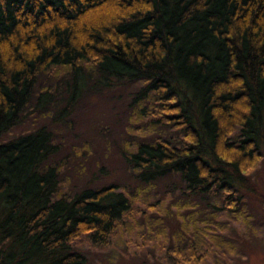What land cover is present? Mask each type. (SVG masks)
I'll return each instance as SVG.
<instances>
[{"label":"trees","instance_id":"16d2710c","mask_svg":"<svg viewBox=\"0 0 264 264\" xmlns=\"http://www.w3.org/2000/svg\"><path fill=\"white\" fill-rule=\"evenodd\" d=\"M52 67L60 71L43 76ZM69 76L94 91L128 89L119 139L109 121L97 131L110 150L84 142L118 159L134 193L130 182L80 180L59 193L54 130L73 129L83 88L75 85L58 116L57 77ZM32 116L43 123L12 133ZM85 158L69 159L80 164L74 177L95 168ZM263 164L264 0H0V264H85L74 241L106 248L119 232L145 229L142 241L161 254L147 261L222 264L217 242L239 252L224 229H255L242 186L255 188L250 177ZM164 200L178 206L165 212L178 222L174 235L152 214ZM208 239L212 250L202 248Z\"/></svg>","mask_w":264,"mask_h":264},{"label":"rangeland","instance_id":"374dc122","mask_svg":"<svg viewBox=\"0 0 264 264\" xmlns=\"http://www.w3.org/2000/svg\"><path fill=\"white\" fill-rule=\"evenodd\" d=\"M57 70L60 71L59 68L50 69L45 74H43V76L45 75L48 78H52L51 73L54 74V72ZM57 78L62 79V85L59 90L60 94L55 97V100L58 102L55 112L58 116L61 113V110L63 109L67 98L71 96L73 92H75V85L77 84L80 87H83L79 90L77 95V98H79L76 101L78 103L77 107L74 108L73 112H71L70 114L74 119L73 129L70 130L71 125L68 129L67 124L65 123L62 124L63 130L65 132H62L60 129L54 130V133L57 136V140L63 146L62 151L55 157V160H57L58 162H64L63 164L56 165V167L59 168L61 176L58 188L59 193H69L71 191L70 189L73 188L74 185L77 186L79 184V180L83 188H95L105 185L106 183L109 184V182L126 185L130 182L129 185H127V189L134 193L133 188L135 187V184L130 181V177L132 176L125 168L123 169L120 166L119 167L121 169L116 168V161L118 159H115L111 163L106 158L107 155L105 153L103 154L98 150H93L91 146L84 142L87 140L90 144H92L95 140H97V143L100 146L106 147L107 150H110L108 139L105 136L104 131H101L99 134L97 133V131L100 126L105 125V123L109 121L112 140L119 139L122 129H119L117 131L115 130L116 119H119L123 116L126 104V98L124 94H126L125 91H127L128 89L117 87L115 89L104 88L98 91H94L87 81H85V83L84 81H79L78 83H76L77 78L71 76ZM32 118L33 116L29 118L27 124L17 126L12 133L15 135L23 131L27 132L29 130H33L36 125L43 123V121H41L40 119H38V121H33ZM78 141H80V144H78L77 146H80L82 151L80 149L79 153L78 150L73 149V151H75V154H73V152L71 154L70 146L74 143H79ZM81 153L84 155V157L80 156ZM71 157L72 159H77L80 161L86 157L85 161L93 162L95 168L92 171H89L87 173L85 172L80 176L74 177L73 168L80 169V164L69 160ZM69 167L70 169L68 170ZM250 178L252 183L255 184V188H252V186L250 185H243L242 192H244L243 196L246 199L245 204L249 209L248 214L252 216L249 226H252L255 229H252L251 231L250 228H248L247 231H244L236 225V235L235 233L231 232L230 229H224L226 240L229 243L233 244L235 238H238L236 244L239 252L236 254L239 256L234 253L230 254L229 252H227L230 251L229 247L222 246V244H219V242H217L218 255L220 252H225V259H227H224L225 261H223L222 264H264V164L261 165ZM154 190L156 193L155 197H158L160 195L158 189ZM244 190H247L249 194ZM133 202H138V199L134 197ZM169 204V201L164 200L159 205V209L161 210L162 214L159 210H157L158 212H154L152 214L162 217V225H164V228L167 229V235H170L172 233L174 235L175 231L179 230L178 222L174 217L165 216L168 215L165 214V212H168L169 215L170 213L175 214L177 213L178 206H169ZM200 206L207 209L208 211L210 210L209 207H205L206 205H204L202 200L200 202ZM141 208V206L136 205V209ZM186 208H190V206L186 204ZM185 212L189 214L190 210H185ZM198 217H207V214L203 210V213H200ZM129 219L137 221V219H139L138 213L135 216L131 215ZM231 219L232 222L230 224L232 225L240 223L234 217H231ZM222 221H226V218H224ZM131 224L132 226L134 225V223ZM135 232L136 233H130L129 230L124 231L123 237L121 236L120 232L117 233L111 239L110 245H108L106 248L92 247L91 244L87 242V239L85 237L83 239H80L82 242H79L78 240L74 241L71 246L72 249L79 248L78 250L86 255L85 264H158L156 260L151 261L149 259L147 261L146 258V256L150 257V254L154 255L156 258H159L161 256L160 252L155 253V251H157L155 247H153L152 245L150 247L149 245H147V243L142 241L141 235H148L147 230L145 229L141 232ZM151 233H153L151 237L155 238L154 236L156 235L157 231H152ZM260 233L262 234V236ZM210 240L212 242H216L211 238ZM207 242L209 244H204L202 248L209 250L214 249L211 246L209 239L208 241H206V243ZM130 243H136L138 245V248L135 246L136 249H133ZM184 244L185 240L183 239L182 245ZM169 246H171V244ZM216 262H218V260Z\"/></svg>","mask_w":264,"mask_h":264}]
</instances>
